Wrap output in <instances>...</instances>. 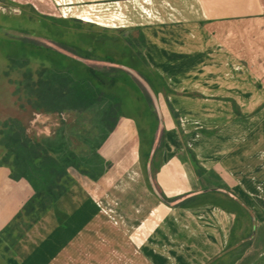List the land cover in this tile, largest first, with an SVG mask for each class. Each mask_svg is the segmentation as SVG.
<instances>
[{
    "label": "crops",
    "instance_id": "crops-1",
    "mask_svg": "<svg viewBox=\"0 0 264 264\" xmlns=\"http://www.w3.org/2000/svg\"><path fill=\"white\" fill-rule=\"evenodd\" d=\"M25 1L40 13L70 18L87 30L105 28L131 39L142 35L141 53L174 94L226 104L233 115L251 119L219 157L198 150L201 142L192 133L208 129L204 122L180 121L183 137L178 126L168 123L161 149L170 142L181 159H162L155 163L157 169L153 160L146 168L139 165L135 132L123 127L107 154L111 166L96 180L82 178L95 208L44 264H205L224 251L230 237L235 215L216 203L227 197L245 205L252 219L256 216L250 243L233 264H253L260 256L264 264V112L257 114L264 104V0ZM159 134L157 130L154 147ZM186 144L204 169L198 176L182 154ZM6 174L0 166V226L15 208ZM196 194L207 201L178 204Z\"/></svg>",
    "mask_w": 264,
    "mask_h": 264
},
{
    "label": "trees",
    "instance_id": "trees-1",
    "mask_svg": "<svg viewBox=\"0 0 264 264\" xmlns=\"http://www.w3.org/2000/svg\"><path fill=\"white\" fill-rule=\"evenodd\" d=\"M28 7L32 15L51 22L48 24L49 35L62 45L70 46L73 54L25 36H0V55L8 61V69L3 74L8 76L10 70L17 73L15 78L8 77L17 109L0 119V166L7 169L6 176L12 182L10 204L15 207L0 226L1 256L48 208L53 207L59 224L68 217L55 203L75 180L71 170L89 180L100 177L112 164L107 154L118 143L126 118H131L139 127V146L142 147L139 152L144 168L145 162L150 160L151 149L155 154L161 148L164 128L160 129L159 140L154 147L158 116L151 108V97L126 68L142 77L155 94L172 92L141 53L142 35L130 38L129 43H121L125 38L105 28L83 29L79 22H72L70 18L50 16L30 5ZM72 31L78 32L73 40L65 42L61 39L64 33ZM87 37L91 40L81 43ZM106 42L121 46V57L115 59L108 53H100L99 48ZM31 56L41 60L35 69L28 65ZM88 58H99L113 65L91 64L85 61ZM134 100H142V107L138 103L133 105ZM168 106L177 115L172 106ZM233 107L238 113L235 104ZM36 111H49L60 116L59 124L51 134L34 137L27 131L26 113ZM67 111L74 112L76 116L67 120L64 116ZM135 115L141 117L142 127ZM144 145L146 150H143ZM186 149L193 167L198 173L204 171L194 152ZM153 167L155 169L157 164L153 163ZM201 201L207 199L196 194L178 204L195 205ZM216 203L232 211L235 218L224 251L205 264H233L250 243L252 225L247 223L250 221L252 224V216L238 200L227 197L218 199ZM242 225V231L236 235V230ZM237 241L238 245L233 247ZM7 261L17 264L12 257H7Z\"/></svg>",
    "mask_w": 264,
    "mask_h": 264
},
{
    "label": "rangeland",
    "instance_id": "rangeland-1",
    "mask_svg": "<svg viewBox=\"0 0 264 264\" xmlns=\"http://www.w3.org/2000/svg\"><path fill=\"white\" fill-rule=\"evenodd\" d=\"M25 2V0H0V36H25L35 42L52 46L61 51L73 54L72 48L70 46L62 45L58 42L57 39H53L49 35L51 34V30L48 28V24H51V22L46 18L42 20L40 17L32 15L28 4ZM20 4L26 5L21 6ZM59 29L62 30L61 27H59ZM83 29H87V26H83ZM74 35L77 36L78 32H66L61 36V39H63L65 42L71 41L73 40ZM129 39L130 38H125L124 40H121V43H129ZM87 40H91L90 37L82 39L81 43L87 42ZM141 48L142 46H140V49ZM98 51L100 53H108L115 59L121 57V46H116L111 42L104 43ZM85 61L95 65H111L110 62L102 61L99 58H88L85 59ZM40 63V58L31 56L28 65L32 69H35L39 66ZM6 69H8V61L0 55V119L4 118L8 114L14 113L17 109L16 98L11 93L12 85L8 82V77L15 78L17 73L16 71L10 70L9 75L6 76L3 74V71ZM131 74L135 77L136 80H138V83L141 84L142 88L147 92L141 80H139V78L132 72ZM170 93L171 94H169L168 98L172 102L171 104L175 106L172 108H175L174 111L176 112V114L177 112H179L180 120L178 118L179 116L175 115L173 113V110H171L168 106L171 104H168L166 95L162 93L155 94V100L154 102H152L151 108L156 111V114L158 116V132H160V129L164 128L168 123H173L176 125V127L178 126L176 130H178L180 137H183L184 133H181L179 131L180 121L183 122L184 120L186 124H189L194 120L204 122L205 127L208 126V129L204 130L198 128L197 131L193 130L194 132L192 133L194 139L198 137V140H200L201 142L198 146V150H200L199 152L202 153L203 156L214 153V155H218L219 157V155H221L227 147L235 142V139H237V131L241 132L251 121L249 115L241 117L233 115L232 109L227 108L226 104H203L201 102H196V100L193 99L192 101H190L189 99H186L185 96L182 97L180 95L174 94L173 92ZM137 103L140 105V107H142V100H134L133 105H136ZM202 106L204 111L208 112V108L211 111L208 113L205 112V114H203ZM227 106L231 107L232 104H227ZM261 109L264 110V104H261L259 106L257 114H262L264 112L261 111ZM64 116L67 118V120H71L76 115L74 112L67 111L64 113ZM26 118L27 131H29L34 137H41L51 134L54 128L59 124L60 120V116L49 111L27 112ZM134 118L139 121V126L142 127L141 117L136 116ZM124 129L135 132L136 141L138 143L137 154L139 155V165L142 167L143 161L140 157L139 152V150L142 151V147L139 146V127L135 125L134 121L131 118H126ZM187 133L188 131H186V137H188ZM157 139L156 142H158L159 140ZM181 141L184 146V139H181ZM184 148L182 147V149ZM186 148H189L187 144ZM185 149L182 150V154L185 155L186 161H191L188 150ZM143 150H146L145 145ZM151 150L150 160H153L154 163H158L159 165L161 163L160 160L163 159L164 162L173 155L175 157L172 158L179 159L180 157L181 159V153H173L172 144L170 142H168V144L164 146V149L160 148L159 150H157L155 154L153 153L154 149ZM1 152L2 148L0 147V153ZM195 158L197 159V161H199L196 155ZM148 164L149 162H145V167H148ZM158 164L155 169L159 167ZM191 166L194 175L198 176V170L195 169L193 165ZM212 169L215 170V168ZM71 173L74 174L75 177L79 176L73 170H71ZM82 178L85 177L76 178L77 180L75 179L76 181L74 180L75 182H73L68 187L66 192L59 198V202L55 203V206L64 210L65 212L73 213L74 211L75 213L68 216L63 221L64 226H58L53 207L48 208L39 217V219L35 223H33L28 230H26L25 234L27 236H25L24 238L23 236L19 238L15 242L13 249H10L9 252H5V254L2 256L0 255V264H10L7 261V257H10V254L17 259H15L17 264H44L47 259H50L53 256L55 257L56 253L60 251L61 245L65 241L72 239L77 228L80 226L81 220L83 218H86L88 210H90L91 208H95L93 203L88 198H86L84 186L86 187L87 183H85ZM187 178L188 175H186V179ZM149 185L151 186V184ZM154 185L155 183L152 184L153 187ZM158 190L160 191V189ZM247 224L249 226L252 225V232L254 233L256 216L253 217L252 224L250 221H248ZM242 229L243 225L242 227L238 228V232H241ZM253 264H263L262 256H260Z\"/></svg>",
    "mask_w": 264,
    "mask_h": 264
},
{
    "label": "water",
    "instance_id": "water-1",
    "mask_svg": "<svg viewBox=\"0 0 264 264\" xmlns=\"http://www.w3.org/2000/svg\"><path fill=\"white\" fill-rule=\"evenodd\" d=\"M126 31L125 32H122L121 34L124 36L126 35ZM127 70L131 71L134 75H136L139 80H141V82L143 83L144 87L146 88L147 92L149 93L151 99H152V102H154L155 100V93L153 92V90L150 88V86L148 85V83L142 78L140 77L136 72H134L133 70H130L129 68H126ZM156 108V107H155Z\"/></svg>",
    "mask_w": 264,
    "mask_h": 264
}]
</instances>
